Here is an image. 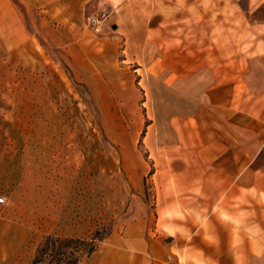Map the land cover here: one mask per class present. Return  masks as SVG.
Segmentation results:
<instances>
[{
	"label": "crops",
	"instance_id": "obj_1",
	"mask_svg": "<svg viewBox=\"0 0 264 264\" xmlns=\"http://www.w3.org/2000/svg\"><path fill=\"white\" fill-rule=\"evenodd\" d=\"M142 1L149 20L135 32L157 54L122 61L135 66L149 113L162 115L149 117L143 137L152 202L127 205L121 224L77 264H264V0H245L246 9L237 2L233 11L184 9L198 0ZM199 17L206 40L196 32L185 41L184 18ZM37 44L15 1L0 0V58H32ZM103 81L101 95L122 97V79ZM144 192L138 186L134 196Z\"/></svg>",
	"mask_w": 264,
	"mask_h": 264
},
{
	"label": "rangeland",
	"instance_id": "obj_2",
	"mask_svg": "<svg viewBox=\"0 0 264 264\" xmlns=\"http://www.w3.org/2000/svg\"><path fill=\"white\" fill-rule=\"evenodd\" d=\"M14 1L38 53L29 50L32 58L27 59L0 58V264H32L48 235L71 239L56 241L54 249L82 259L91 241L98 245L121 224L127 205L152 202L147 178L153 167L143 137L149 117L162 115L149 113L142 86L131 76L135 66L122 61L157 54L135 32L149 20L142 15L149 4ZM241 1L246 9L245 0H198L184 3V9L233 11ZM102 10L111 15L95 31L87 19ZM206 20L184 18L189 22L184 40L205 39ZM157 21L154 17L148 24ZM191 21L199 23V30ZM112 78L123 80L122 97L109 90L108 96L100 94L103 80L111 85ZM151 86L155 96L149 100L157 107L159 83ZM138 186L145 190L139 199L134 196ZM53 255L48 250L39 264H54Z\"/></svg>",
	"mask_w": 264,
	"mask_h": 264
},
{
	"label": "trees",
	"instance_id": "obj_3",
	"mask_svg": "<svg viewBox=\"0 0 264 264\" xmlns=\"http://www.w3.org/2000/svg\"><path fill=\"white\" fill-rule=\"evenodd\" d=\"M70 241L71 239H58V237H54L52 235H48L44 238V241L41 242L38 247L36 248L35 251V255H34V259L32 261V264H39V262L42 260V256L43 254H46L48 250L52 251L54 250L55 253H57L55 257L56 261L54 264H77L80 260V258L76 255H74V253H69L66 254L65 251H58L55 248V243L56 241ZM93 241H91V243H89V247L87 249L86 255L89 256L97 247V244H93ZM83 244H88V242L82 241ZM59 256V258H58Z\"/></svg>",
	"mask_w": 264,
	"mask_h": 264
},
{
	"label": "built area",
	"instance_id": "obj_4",
	"mask_svg": "<svg viewBox=\"0 0 264 264\" xmlns=\"http://www.w3.org/2000/svg\"><path fill=\"white\" fill-rule=\"evenodd\" d=\"M111 12L107 11V10H102L100 11V13H98L97 15H92L90 17H88V24L90 25V27L95 30V31H100L102 24L108 20V18L110 17ZM0 202H4L3 198H0ZM168 259L171 261L172 258L168 257Z\"/></svg>",
	"mask_w": 264,
	"mask_h": 264
}]
</instances>
